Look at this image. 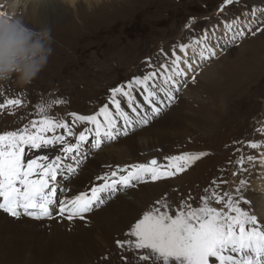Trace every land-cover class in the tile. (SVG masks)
<instances>
[{
  "label": "rangeland",
  "instance_id": "obj_1",
  "mask_svg": "<svg viewBox=\"0 0 264 264\" xmlns=\"http://www.w3.org/2000/svg\"><path fill=\"white\" fill-rule=\"evenodd\" d=\"M222 5L223 0H101L90 9L86 1L79 0L63 21L51 26H39L27 23L19 2L13 6L11 0H0V12L14 11L29 27L48 29L53 37V53L36 79L25 86L19 85L15 77L0 82L1 101L22 100V104L12 110L14 113L3 116L0 129L3 132L18 130L39 118L35 110L37 104H47L59 98L65 100L66 104L54 105L48 113L58 120L70 121V113H96L102 104L108 102L113 87L127 84L136 76L144 75L141 59L150 58L157 48L163 46L171 45L173 49L177 46V50L179 44L197 35L208 22L220 24L226 20L243 19L245 23L249 18L247 24L252 20L254 23L251 26L257 23L256 27H264V20L255 22L251 13L263 9L264 0H239V3L226 7L221 13L218 9ZM193 18L194 23L186 28L185 25ZM222 55L221 60L210 61V66L199 76V81L189 85L180 102L162 117L166 121L162 131L153 133L156 127L149 130L153 125L142 129L152 131L150 135H159L152 136L153 141L162 140V144L142 150L145 144L142 148H138V145H143L141 140L144 139H137L145 134L133 133L136 145L131 148L135 152L123 158L103 160L93 184L95 186L98 182L97 176L125 165L143 164L151 159L166 164L167 157L185 152H207L208 155L175 177L137 186L135 190L129 189L100 210L93 211L88 215L92 222L87 228L99 219L101 211L113 206L115 200L119 201L107 221L110 232L101 234L105 227L100 225L98 231L91 232L88 240L82 244L73 243L65 249L59 242L61 261L52 260L46 264H131L134 253L121 250L116 241L128 239L125 233L129 227L144 212L159 206L157 201H166L172 206L173 212L183 201L196 207L205 189L218 186L221 192L231 191L234 187L236 189L240 178L246 181L241 194L249 202H241V207L250 214V208H254V214L261 219L257 207H264V188L255 187L253 183L264 172L259 166L264 148L253 150L247 144L256 142L264 145V133L257 131L258 128H264V32L249 34L236 44H230ZM160 60H165V57ZM208 71L209 75L204 76ZM7 117L10 121L4 123ZM75 125L76 128L72 125L74 131L83 129V125ZM126 138L106 147L110 149L114 145L119 146ZM175 138H179V142ZM106 147L99 150L91 160L103 153ZM241 155L256 157V161L245 163L247 171L243 172L238 171L239 165L236 163ZM77 177L68 184L72 194L74 184L72 188L70 184ZM214 180L217 185L212 184ZM124 201L127 202L122 205ZM129 205L138 212L134 211L135 214L131 216L123 212L127 211ZM213 206L220 207L215 203ZM121 219L120 227L111 229L110 220L119 222ZM73 231L71 229L63 240L70 241L74 236ZM0 256V264L25 263V260L18 262Z\"/></svg>",
  "mask_w": 264,
  "mask_h": 264
},
{
  "label": "snow or ice",
  "instance_id": "obj_2",
  "mask_svg": "<svg viewBox=\"0 0 264 264\" xmlns=\"http://www.w3.org/2000/svg\"><path fill=\"white\" fill-rule=\"evenodd\" d=\"M234 3L239 0H223L218 11L222 13ZM192 23L194 18L185 27L190 28ZM252 23L249 21L242 27H237L235 20L225 23V46L249 34L264 32V27L259 26L253 30ZM211 34L205 32L191 44H179L178 51L174 46L171 59L158 67L149 62L150 70L143 76L113 87L108 102L94 114L70 113V121L58 120L48 113L54 105L66 104L59 98L47 105L37 104L38 119L18 130L0 134V210L11 217L28 216L36 220L51 219L58 211L70 223L80 220L87 225L88 214L103 207L118 193L148 181L175 177L206 157L207 152H185L167 157L166 164L152 159L148 163L110 170L97 176L99 183L89 191L68 197L56 208L58 189L66 190L60 188L58 177L75 178L95 151L150 124L173 105L189 81L196 82L197 68L218 54L219 40L211 42ZM137 91L143 93V105L136 100ZM121 98L131 114L122 109ZM21 104V99H7L0 102V110ZM72 124L83 125V129L74 131ZM257 131L264 133V128ZM90 136L91 147L85 150ZM247 147L255 150L264 145L249 142ZM45 150H55L57 154L52 158ZM260 156L259 163L264 166V152ZM254 161L253 155H241L236 161L238 171H247L245 163ZM212 184L217 182L214 180ZM245 184V179L240 178L234 194L221 192L218 186L205 189L198 206L183 201L174 212L166 201H157L159 206L144 212L125 233L128 239L116 241L117 247L134 253L131 264H264V222L241 207V202L249 203L241 194ZM213 203L220 207H214Z\"/></svg>",
  "mask_w": 264,
  "mask_h": 264
},
{
  "label": "bare ground",
  "instance_id": "obj_3",
  "mask_svg": "<svg viewBox=\"0 0 264 264\" xmlns=\"http://www.w3.org/2000/svg\"><path fill=\"white\" fill-rule=\"evenodd\" d=\"M77 1L79 0H19V3L22 6L28 24L33 23L39 26L41 25L51 26L52 24H56L58 22L63 21L64 17L70 14L71 7L74 6V4ZM87 3L88 5L91 6L97 4L95 0H87ZM209 73L210 72L208 71L204 76L207 77ZM0 97H2L1 91H0ZM0 120H2V118ZM7 121H10L8 117L6 120H3L4 123ZM165 122H166L165 119L160 118L157 122L152 124L153 126H150L151 128L149 130H153L156 127L153 133L158 134L160 131L163 130L165 126ZM1 123L2 122H0V125ZM151 132L152 131H147V130L139 131L140 134L138 135H142V133H144L145 135L138 136L140 139H137V141L144 139L141 140L143 145L139 144L138 148H142L145 144V147H143L142 150H146V149L158 147L159 145L162 144V140L153 141L154 139L153 137L159 135H154V136L150 135ZM0 134H3L2 129H0ZM134 136L135 135H132L126 138L124 140V143H121V145L119 146L114 145L110 149L106 147L107 148L105 150L106 153L105 151L103 153H99L95 159L89 161V163L85 166V169L82 171V173L77 177L75 181H73L70 184L71 188L74 184V189H73L74 193L72 194V192H70L69 197L74 194H78L79 192L87 191L88 189H90V187L94 186L93 182L95 179V175L97 174L98 167L103 160L105 162L106 159H110V158H115V157L123 158L126 155H130L133 152H135V149L131 148L134 145H136L135 144L136 139L133 138ZM174 140L176 142H179L178 140L180 139L175 138ZM45 151L50 157H52L53 153L55 152V150H45ZM28 155H32V153L29 152ZM259 166H261V170L264 171V166L262 165ZM262 174H264V172ZM262 174L259 175L260 176L259 179L260 178L261 179L259 180L258 178H256L257 181L253 183L255 187L263 186L264 188V175ZM233 182H235V180H233ZM234 185H237V183ZM130 201L133 202L132 200ZM118 202H119L118 200H115L113 202L114 204L113 206L111 207L107 206L108 207L106 208L107 210L101 211L98 214L100 215L99 219L93 222L88 228L86 226L89 223L85 225L84 221H80V220H74L70 223L69 221H67L66 219L60 216L57 219L50 221L49 223L47 222L36 223V222H31V221L29 222L24 220L10 221V219L0 214V254L4 258H11L12 261L21 262L25 260L24 264H32L33 261H35L36 264H46L47 261H52V260H56L60 262L61 261L60 259L61 252L59 246L60 243L64 245L65 249H68V246H72L73 243L74 245H78L79 243L82 244L83 242L88 240L91 232L98 231L100 225L105 227L104 231L101 234L105 233V231L110 232V230L108 229L109 227L107 226V221L112 215V211L115 209L116 204H118ZM126 202L127 201H124L122 205ZM255 204H257V202H255ZM257 209H258L257 213L261 218L260 220L264 222V207L259 205ZM134 211L135 209H133V206L129 205L127 211H123V212L130 213L131 216L135 214L133 213ZM135 212L137 213L138 211ZM91 222L92 220H90V223ZM109 224L111 225V229L113 228L118 229L122 224V219L119 222L110 220ZM50 227H52L51 230ZM71 229H74L72 233V235H74L73 238L70 241L63 240L64 236L67 233H69ZM86 230H88L89 232L85 233ZM23 243L26 245V248Z\"/></svg>",
  "mask_w": 264,
  "mask_h": 264
},
{
  "label": "clouds",
  "instance_id": "obj_4",
  "mask_svg": "<svg viewBox=\"0 0 264 264\" xmlns=\"http://www.w3.org/2000/svg\"><path fill=\"white\" fill-rule=\"evenodd\" d=\"M18 2L11 0L13 6ZM95 2L99 4L101 0ZM52 40L50 30L29 27L15 12H3L0 15V82L15 77L21 86L30 84L46 67L53 53Z\"/></svg>",
  "mask_w": 264,
  "mask_h": 264
}]
</instances>
